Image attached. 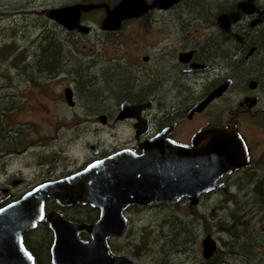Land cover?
I'll use <instances>...</instances> for the list:
<instances>
[{"label": "flooded vegetation", "instance_id": "af4514ba", "mask_svg": "<svg viewBox=\"0 0 264 264\" xmlns=\"http://www.w3.org/2000/svg\"><path fill=\"white\" fill-rule=\"evenodd\" d=\"M120 1L63 3L61 6L77 5L80 9L79 21L68 26L55 17L58 7L49 10L48 19L76 42L72 50L76 66L43 68L41 59L39 74L32 81H16L28 74L27 67L23 70L16 65L9 67L15 72L9 70L0 76L8 80L0 83V186H5L0 188V208L40 183L81 172L124 149L141 153L145 141L159 134L194 147L202 130L234 127L244 138L253 164L242 127L264 116V0H144L139 14L123 18L115 29L105 27L104 21ZM87 39L91 45L83 47L88 49L80 48L78 42ZM102 74L122 80L110 88L107 77L99 79ZM89 84L96 86L95 93L91 87L87 89ZM29 90L40 106L39 114L23 113L19 98L28 99ZM47 100L56 114L44 112ZM125 102L144 106L125 115ZM89 105L92 109L87 110ZM101 105L117 108L113 114L98 108ZM111 137L116 139L113 146L107 139ZM243 169L224 175L219 186L203 192L195 202L182 197L133 204L124 214L128 217L130 207L158 203L187 200L197 204L202 196L224 188V177ZM55 212L77 223L92 224L99 219L101 209L48 198L45 215L24 233L35 264H53L54 232L47 216ZM115 235H109L107 241ZM79 236L91 238L86 230ZM211 258L205 259L212 263Z\"/></svg>", "mask_w": 264, "mask_h": 264}, {"label": "water", "instance_id": "95a60500", "mask_svg": "<svg viewBox=\"0 0 264 264\" xmlns=\"http://www.w3.org/2000/svg\"><path fill=\"white\" fill-rule=\"evenodd\" d=\"M143 5L144 0H121L104 21L105 27H119L123 18L139 14ZM79 14L77 5L54 10L55 17L67 26L77 23ZM224 86L205 98L198 109ZM143 106L125 102L122 109L125 115H132ZM249 165L247 144L234 127L206 128L196 137L194 147L176 143L163 134L151 137L141 153L124 149L81 172L40 183L1 207L0 264H35L25 246L24 233L45 215L48 198L65 205L84 203L101 209L99 219L92 224L74 222L60 212L47 216L54 232L53 264H134L128 256L112 253L107 245L109 235L124 233L126 207L182 197L195 202L200 194L219 186L224 175ZM82 230L90 233L89 240L79 236ZM202 245L204 257H213L217 246L211 234Z\"/></svg>", "mask_w": 264, "mask_h": 264}, {"label": "rangeland", "instance_id": "374dc122", "mask_svg": "<svg viewBox=\"0 0 264 264\" xmlns=\"http://www.w3.org/2000/svg\"><path fill=\"white\" fill-rule=\"evenodd\" d=\"M72 1L0 0V76L16 65L23 70L28 68V74H20L16 81H32L31 78L39 74L41 59L43 68L76 66L72 51L76 42L71 41L68 32L58 23L48 19L50 9ZM90 41L78 42L79 47L88 49ZM84 45L88 47L84 48ZM86 75L82 74L83 77ZM105 77L110 80L106 82L110 88L122 80L104 74L99 79L102 81ZM7 81L0 78V83ZM90 87L95 93L96 86L89 84L87 89ZM32 92H26L30 97L19 98V103L23 113L35 115L41 109ZM46 105L45 113L56 114L52 102L47 100ZM85 108L92 109V105ZM98 108L114 114L117 107L101 105ZM242 130L251 147L252 165L224 177V188L202 196L197 204L185 200L144 208L130 207L125 232L122 236L109 238L108 248L113 253L132 258L136 264H210L204 258L202 240L211 234L217 246L211 262L264 264V200L256 192L259 182L264 181V163L261 162L264 160V116L254 118ZM107 139L113 146L116 139Z\"/></svg>", "mask_w": 264, "mask_h": 264}, {"label": "trees", "instance_id": "16d2710c", "mask_svg": "<svg viewBox=\"0 0 264 264\" xmlns=\"http://www.w3.org/2000/svg\"><path fill=\"white\" fill-rule=\"evenodd\" d=\"M262 163H264V160L262 159V161H261ZM256 192L259 194V196L261 197V198H263V200H264V181H261V182H259V184L257 185V187H256ZM249 229V228H248ZM238 231V230H237ZM238 232H240V231H238ZM238 234H241V233H238ZM243 235V234H242ZM210 264H215V262H212V263H210Z\"/></svg>", "mask_w": 264, "mask_h": 264}]
</instances>
